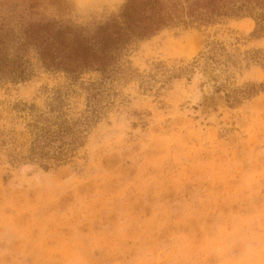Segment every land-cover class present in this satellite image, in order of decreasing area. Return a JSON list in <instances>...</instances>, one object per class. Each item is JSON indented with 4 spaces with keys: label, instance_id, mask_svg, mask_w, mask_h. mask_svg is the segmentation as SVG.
Here are the masks:
<instances>
[{
    "label": "rangeland",
    "instance_id": "374dc122",
    "mask_svg": "<svg viewBox=\"0 0 264 264\" xmlns=\"http://www.w3.org/2000/svg\"><path fill=\"white\" fill-rule=\"evenodd\" d=\"M40 1L89 25L126 0ZM255 28L250 17L166 28L105 80L73 81L29 50L34 75L0 82V264H264V89L226 96L264 83ZM100 81L104 114L70 161L13 160L37 115L82 117Z\"/></svg>",
    "mask_w": 264,
    "mask_h": 264
},
{
    "label": "trees",
    "instance_id": "16d2710c",
    "mask_svg": "<svg viewBox=\"0 0 264 264\" xmlns=\"http://www.w3.org/2000/svg\"><path fill=\"white\" fill-rule=\"evenodd\" d=\"M40 5V0H0V82L18 83L34 75L26 58L29 50L35 51L42 67L64 72L73 81L92 71L101 73L105 80L124 71L120 62L133 43L166 28L208 26L250 17L256 22L253 36H264V0H126L118 13L89 25L48 15L40 11ZM101 85V81L89 84L82 117L72 120L62 115L54 121L37 115L29 124L32 138L28 155H12L13 160H28L44 169L70 161L104 114L101 99H97L100 93L96 92ZM261 86L264 89V83L251 84L226 96L237 103ZM57 100L59 104L51 110L60 112L63 100Z\"/></svg>",
    "mask_w": 264,
    "mask_h": 264
}]
</instances>
